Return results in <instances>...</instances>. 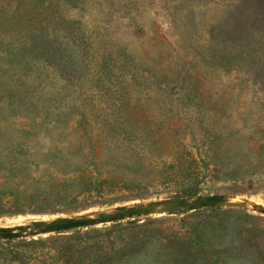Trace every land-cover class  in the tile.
Here are the masks:
<instances>
[{"label":"rangeland","instance_id":"obj_1","mask_svg":"<svg viewBox=\"0 0 264 264\" xmlns=\"http://www.w3.org/2000/svg\"><path fill=\"white\" fill-rule=\"evenodd\" d=\"M45 1L47 22L0 29V182L19 184L0 226L190 187L264 205V0ZM83 181L102 191L56 196ZM82 241L107 248L89 264H264V216L204 210L0 241V264H69Z\"/></svg>","mask_w":264,"mask_h":264},{"label":"water","instance_id":"obj_2","mask_svg":"<svg viewBox=\"0 0 264 264\" xmlns=\"http://www.w3.org/2000/svg\"><path fill=\"white\" fill-rule=\"evenodd\" d=\"M217 208L242 209L264 216V205L251 199H239L227 194L176 196L118 205L108 210L82 211L70 215L54 216L51 219H33L14 226H0V241L37 238L112 225L126 220Z\"/></svg>","mask_w":264,"mask_h":264},{"label":"trees","instance_id":"obj_3","mask_svg":"<svg viewBox=\"0 0 264 264\" xmlns=\"http://www.w3.org/2000/svg\"><path fill=\"white\" fill-rule=\"evenodd\" d=\"M22 8H23L22 11H19V12L14 11L12 15H8V16L0 11V14H2V17L0 19L1 33L5 34L3 32L5 27H8L7 29L12 27L14 29L11 34H14V32L15 34H17L18 28H21V29L23 28L24 30L27 29L29 32L32 30V27L38 26L42 24L43 22H47L49 20L48 13H49L50 6L46 5L45 0H34L33 3L32 1H29L28 3L27 1H25V5ZM39 36H40V33L39 34L34 33V37H39ZM202 170L204 171L205 169L201 168V171ZM102 183L103 182L99 184L96 181L70 182V183L62 185L61 187H55L57 189V191L55 190V194L56 196H61V194L65 196H69L70 199L74 201V200H77V198H79V196L83 194L91 193L97 190L102 191ZM13 186H16L19 188V184H15V181L13 179L11 180L7 177L4 178V180L0 182V200L4 199V197L15 196V192L11 189ZM200 194H201L200 189L196 187H190V188L185 189L184 194H182V196H198ZM141 200H147V199L141 198ZM220 210H223V209L217 208V209H210V210H205V211L216 212ZM199 212L201 211H197L194 213H199ZM183 214H186V213H181V215ZM0 216H3V213H0ZM120 223H116L113 225L117 226ZM71 232L73 231H69L65 233H71ZM74 232L79 233L80 230H76ZM195 232L199 235L198 230L196 228H195ZM12 241L14 240H9L7 242H12ZM202 242L203 241H201V243ZM79 244L80 245L84 244V245L81 248L80 247L76 248L75 254L78 257L76 258L75 261H74V258L71 257L69 264H72V263L73 264H89L88 262L92 263L96 261L105 262L109 256L106 254L105 250L107 248L105 247L104 243H97L99 245L96 244L92 246V245H87L85 241H82ZM128 245L130 244H127V246ZM95 246H99L98 250L99 251L103 250L102 253H99L98 251H96L95 253H93L94 255L91 256V259H87L88 256L84 257V255L87 254L88 252H91V250L93 251V249H97V248H93ZM207 264H213V263L209 262Z\"/></svg>","mask_w":264,"mask_h":264},{"label":"bare ground","instance_id":"obj_4","mask_svg":"<svg viewBox=\"0 0 264 264\" xmlns=\"http://www.w3.org/2000/svg\"><path fill=\"white\" fill-rule=\"evenodd\" d=\"M137 203V202H136ZM259 203V202H258ZM261 204V203H260Z\"/></svg>","mask_w":264,"mask_h":264}]
</instances>
